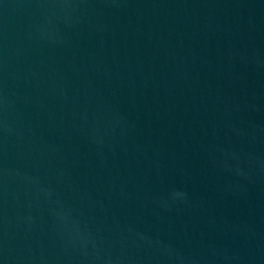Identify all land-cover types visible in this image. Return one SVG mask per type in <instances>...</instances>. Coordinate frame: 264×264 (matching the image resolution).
<instances>
[{
	"label": "water",
	"instance_id": "1",
	"mask_svg": "<svg viewBox=\"0 0 264 264\" xmlns=\"http://www.w3.org/2000/svg\"><path fill=\"white\" fill-rule=\"evenodd\" d=\"M0 264H264V0H0Z\"/></svg>",
	"mask_w": 264,
	"mask_h": 264
}]
</instances>
